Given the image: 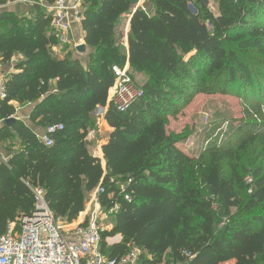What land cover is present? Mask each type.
Returning <instances> with one entry per match:
<instances>
[{
  "label": "trees",
  "instance_id": "16d2710c",
  "mask_svg": "<svg viewBox=\"0 0 264 264\" xmlns=\"http://www.w3.org/2000/svg\"><path fill=\"white\" fill-rule=\"evenodd\" d=\"M6 1L15 0L0 6ZM147 1L149 10L133 13L130 0H82V32L94 50L86 65L54 53L58 36L41 5L53 0H34L28 16L0 13V62L21 56L6 77L0 122L14 119L15 105H35L32 124L45 132L63 127L48 134L50 147L23 121L0 130V144L12 152L7 164L0 157V235L12 223L19 230L34 211L30 187L43 188L51 211L67 224L85 211L87 195L103 188L101 206H119L113 230L102 236L112 257L132 244L146 255L142 264H264V0ZM125 16H131L128 56L117 34ZM127 62L133 79L146 76L142 86L136 83L144 96L120 113L108 94L113 67ZM218 92L255 104L250 115L263 120L237 148H261L248 180L231 163L230 174L223 172L232 150L211 147L194 157L167 130L168 116L181 104ZM99 108H107L110 129L105 165L86 141ZM244 189L249 195L241 198ZM218 205L228 219L222 228ZM118 236L121 243L106 250V240Z\"/></svg>",
  "mask_w": 264,
  "mask_h": 264
},
{
  "label": "built area",
  "instance_id": "2783aa9c",
  "mask_svg": "<svg viewBox=\"0 0 264 264\" xmlns=\"http://www.w3.org/2000/svg\"><path fill=\"white\" fill-rule=\"evenodd\" d=\"M72 12L80 19L79 4L74 5L72 0H53L51 28L62 40H66L71 30ZM112 70L116 77L112 103L120 113H126L144 96V90L127 68L113 67ZM6 97L5 79L0 77V99ZM62 129L59 125L46 130L41 137L46 146L53 145L48 134ZM30 188L35 209L22 218L19 230L12 223L7 232L0 235V264H142L143 252L135 245L120 257H112L103 250L102 236L111 229L105 224V217L115 215L119 206L107 210L97 201L84 222L67 224L51 211L43 188ZM103 193L104 189L98 188V197Z\"/></svg>",
  "mask_w": 264,
  "mask_h": 264
},
{
  "label": "rangeland",
  "instance_id": "374dc122",
  "mask_svg": "<svg viewBox=\"0 0 264 264\" xmlns=\"http://www.w3.org/2000/svg\"><path fill=\"white\" fill-rule=\"evenodd\" d=\"M15 1H6L7 3L3 6L14 3ZM27 1L30 5L32 3L34 4V0H25L24 2ZM142 5H145V2ZM211 8L214 13H217L216 1L211 2ZM124 20L125 21H122V23L120 22L121 24L119 23L118 25V36L124 33L122 29L127 19ZM120 30L122 32H120ZM133 76L136 83L142 86L141 82L146 79V76L142 73L133 74ZM4 79L6 86V77ZM253 106H255V104L248 103L244 101L243 98L236 95L224 94L222 92L198 94L190 101L181 104V106L175 110L176 112L168 116L169 122L167 130L171 134L181 136L183 139L180 145L181 148L194 157H198L203 150L211 147H219L221 150H232L234 157L230 161H224L222 164L223 172H225L226 175L230 174L231 170L229 163H231L237 167L238 173L248 180L252 173L250 172V168H253L256 163L261 160V158L257 159L261 148L258 144L249 147L247 151H239L237 148L242 139L251 136L253 133V125L263 121L256 119L254 116L255 113L250 115L249 109ZM22 113H26V110H23ZM98 118L102 120V117ZM98 118L95 117V124L98 122ZM262 134L264 135V132ZM240 195L241 198H246L249 194L244 189L241 190ZM216 210L217 224L219 228H222L224 225L228 224V219L224 217V213L220 211L219 205L216 206ZM235 212L236 210L233 211V213ZM104 222L107 226H111L109 232L112 231L115 225L114 215H107ZM116 239L106 240V250H109V248L114 245V242L122 241L121 236ZM128 247H132V244L128 245ZM140 250L143 252L142 249ZM142 255H144V252ZM145 256L146 255L143 256L144 258H142L141 261L146 259ZM162 264L174 263L168 262L165 259Z\"/></svg>",
  "mask_w": 264,
  "mask_h": 264
},
{
  "label": "crops",
  "instance_id": "0c3cea01",
  "mask_svg": "<svg viewBox=\"0 0 264 264\" xmlns=\"http://www.w3.org/2000/svg\"><path fill=\"white\" fill-rule=\"evenodd\" d=\"M25 0H17L14 3L7 4L6 6H0V13L8 12V13H14L17 15H30L33 13V3L30 5V3L24 2ZM145 2V5H142ZM72 3L79 4L80 10L82 12V0H72ZM42 7L51 15L52 17V3H41ZM145 6V7H144ZM152 7V5L147 0H140V4L137 9L141 8L144 10H149ZM133 7V13L137 10ZM126 20V24L123 27V32L121 35L123 36L121 38V51L128 56V34L130 30V20L131 16H125L120 22ZM70 23H71V30L67 35L66 40H62L58 37V45L53 48V51L56 55L59 57H67L68 59L73 60H79L81 63L86 65L89 62V58L94 52V50L90 47H88L84 40V34L82 32V26H81V20L77 19L75 13H71L70 15ZM120 23V24H121ZM119 29V28H118ZM120 32H122L120 30ZM84 46L85 51L82 52L78 50L80 47ZM21 59V56H16L11 63H8L6 65L1 64L0 62V77H8L11 74H13L15 70V62ZM130 71V65L129 62L126 63L124 66ZM137 74V73H134ZM146 79H144L141 82V85L145 83ZM113 100V88L110 89L108 94V104L112 103ZM17 107L16 114L14 116V119L23 121L27 126H29L37 135L39 138H41L45 131L41 128H38L30 121L31 113L34 109L35 105H28L25 107ZM107 109V108H106ZM106 109H98L96 113L94 114L95 117H102V120L98 118V122L95 124V128L89 129L86 141L91 145L90 149L94 151V157L100 158L103 161V164L105 165L104 161V155H103V145L105 144V136L110 132V129L107 127L105 121H104V114L107 111ZM23 110H26V113H22ZM28 110V111H27ZM6 126L5 123L0 122V130ZM15 149H19V141H16ZM12 152L7 151L6 146L3 144H0V157L3 159V162L7 164V162L11 159ZM99 201L98 197V188L95 189L93 192L89 193L87 195L86 200V206L85 211L80 214L77 221H75L74 225H79L82 222H84V219H86L88 213H90L93 208H95V203ZM119 237V236H118ZM116 237V238H118ZM115 238V239H116ZM114 239V238H113ZM117 240V239H116ZM121 241H116L113 244H119ZM111 248V247H110Z\"/></svg>",
  "mask_w": 264,
  "mask_h": 264
},
{
  "label": "water",
  "instance_id": "95a60500",
  "mask_svg": "<svg viewBox=\"0 0 264 264\" xmlns=\"http://www.w3.org/2000/svg\"><path fill=\"white\" fill-rule=\"evenodd\" d=\"M130 3L132 5V7H134V9H137L139 4H140V0H130ZM78 50L84 52L85 51V48L84 46L80 47ZM16 119H9L5 122V125L7 127H10L14 122H15ZM90 152H91V155L94 156V151L92 149H90Z\"/></svg>",
  "mask_w": 264,
  "mask_h": 264
}]
</instances>
